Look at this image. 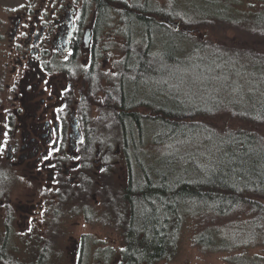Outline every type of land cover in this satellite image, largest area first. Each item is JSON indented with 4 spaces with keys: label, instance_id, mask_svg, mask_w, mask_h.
Wrapping results in <instances>:
<instances>
[{
    "label": "trees",
    "instance_id": "obj_1",
    "mask_svg": "<svg viewBox=\"0 0 264 264\" xmlns=\"http://www.w3.org/2000/svg\"><path fill=\"white\" fill-rule=\"evenodd\" d=\"M197 4L202 9H191L198 17L194 21L211 16L208 21L215 24L235 25L257 34L251 36L253 44L250 39L239 50L222 52L211 49L210 42L205 45L153 18L124 21L125 56L105 102L116 120L114 133L121 135L129 171L121 192L122 206L114 214L124 238L119 264L171 261L189 220L214 221L242 207L251 210L248 226L235 230L242 232L234 233L233 226L234 232L231 229L229 235H222L215 232L216 226H207L206 237L200 236L196 244L221 252L264 246V206L258 202L264 200V141L257 131L260 127L264 131V105L224 106L222 110L191 106L170 93L173 75L155 62L166 67L204 63L208 67L197 70L211 69L210 75L218 80L223 71L233 78L238 70L240 77L251 78L254 94L264 88L258 82L260 71L264 74V4L257 7L242 0H198ZM90 76L87 72L86 77ZM162 79L166 83L159 82ZM155 89L157 95L152 96ZM88 94L95 95L93 83ZM213 111L229 113L238 128L217 130ZM4 250L0 245V263ZM247 262L258 264L252 259Z\"/></svg>",
    "mask_w": 264,
    "mask_h": 264
},
{
    "label": "flooded vegetation",
    "instance_id": "obj_2",
    "mask_svg": "<svg viewBox=\"0 0 264 264\" xmlns=\"http://www.w3.org/2000/svg\"><path fill=\"white\" fill-rule=\"evenodd\" d=\"M247 2L263 4V0ZM152 4L153 0H26L7 16L10 26L0 32L4 61L0 85H5L0 89L1 177L7 188L17 182L23 186L27 201L13 206L8 200L3 205L9 222L5 245L12 236V222L34 234L32 221L39 220L40 228L48 232L46 246H54V222L73 215L85 224L102 220L95 208L105 207L108 199L103 194L99 201L93 190L105 189L108 166L105 157L89 159V128L78 99L90 90L91 81L101 82L105 32L118 23L126 36L125 20L155 19ZM158 18L179 30L178 23ZM89 240L88 235L73 239L77 259L83 260Z\"/></svg>",
    "mask_w": 264,
    "mask_h": 264
},
{
    "label": "rangeland",
    "instance_id": "obj_3",
    "mask_svg": "<svg viewBox=\"0 0 264 264\" xmlns=\"http://www.w3.org/2000/svg\"><path fill=\"white\" fill-rule=\"evenodd\" d=\"M242 1L243 4L252 5L247 0ZM25 2L26 0H0V32L8 30L10 23L7 21V16L12 13L11 11ZM197 3L198 0H153L151 7L160 11L157 13L158 15L161 14L164 18L178 23L179 30H176V32L196 39L205 45L210 42L212 46H215H210L211 49L233 52L239 50L241 43L244 41L250 42L251 39L250 43L253 44L251 36L257 33H252V31L245 28L235 27V25L215 24L213 23L215 21H208L211 16L194 21L198 17L191 9H202L201 6H197ZM253 6L259 7L258 5ZM153 17L159 19V16L153 15ZM188 22L190 23L189 26L186 24ZM196 22L208 24L199 27L200 25H196ZM117 24L109 27L110 30H107L104 38L101 39L100 76L102 79L99 83L95 82V80L92 81L95 95L89 96L85 92L78 99L80 111L85 120H87L89 128V159L106 157V164H108L105 189L95 188L93 190L99 196V201L103 194L108 199L105 207L98 206L97 209L94 207L98 216L103 214L102 220L95 221L94 219V222L85 224L80 216L73 215L72 218H66L58 223L54 222V225L57 226V240L56 242L54 241V246L51 243L46 246V243L49 242V239H47L48 232L44 228H40L39 220L32 221L36 223V228L34 229L35 233L37 232L36 234H30V229H25L23 225L20 226L12 222L10 225L12 236L6 245L2 246L5 249V255L2 257L3 263L0 264H119L120 262V251L123 248L124 238L122 228L114 214L122 206L121 192L129 179V171L122 150L121 135L114 133L117 130L116 120L112 118L111 111L108 112L105 108L107 107L105 105L107 93L112 91L113 83L118 76L120 63L125 56V33L119 31ZM170 28L174 30L173 27ZM104 56L105 61L102 59ZM1 57L0 53V62H4ZM155 62L159 68L169 69L168 71L173 75L172 78H174L175 82L173 87H168L170 93L179 95L178 99L190 102L191 106H199V108L209 110H215V108L216 110H222L224 106L235 107L240 105L242 107H252L258 102L264 105V88H257L255 93L252 94L251 78L247 75L243 78L240 77L238 70H234L235 75L233 78L230 76L229 71H223L222 78L218 80L217 77L210 75L213 72L211 69L208 71L197 70L198 66L208 67L204 63L197 66L193 64L194 62H191L193 65L187 67H166L159 60ZM2 71L1 69L0 78ZM258 76H261L258 82L260 84L264 83L263 72L260 71ZM210 77L216 81H212ZM164 81L166 79H162L159 82L166 83ZM4 86V84L0 85V89ZM164 87L166 85H163L162 89ZM156 92V89L152 90L151 95H157ZM173 96L171 95V98ZM167 102H170V100H167ZM171 105L172 103L170 102L167 106L170 107ZM212 113L215 115L214 126L217 130L226 131L238 128L239 123L233 120L229 113L218 111H213ZM257 131L261 135L262 141H264L263 128L260 127ZM181 141L182 143L186 142L184 138ZM95 144L96 146H94ZM193 144L195 145V143ZM192 148L194 149V146ZM1 172L2 165L0 164V239L2 240L0 245H3L6 242L4 237L6 238L7 235L5 224L8 222L6 221L7 209L3 205L10 200L15 206L17 201L26 202L27 197L23 186L18 182L11 188H7V184L4 186ZM111 202L113 204H110ZM258 202L264 206V200H258ZM91 203L93 206L94 203L92 201ZM112 209H114V213L111 212ZM18 212V208L13 207L15 216H18ZM250 212L249 208L242 207L214 221L211 219H207L205 222L203 220L202 222L189 220L182 229L177 256L171 261H162L159 264H247V261L251 259L258 262V264H264V246H256V248L249 250L221 252L217 251V248H212V246L203 247V245L199 246L196 244V240L200 236L206 237L207 226H216L215 232L222 235H229L231 229L233 231V226H235L234 231L238 228L241 229V227L244 230L248 226ZM21 216H23L20 219L22 224L25 223V215L21 213ZM240 232L242 231L239 230L234 233L239 234ZM82 235H88L90 240L88 242V252L83 257V260H80L74 256V249L72 250L71 244L73 239L79 240ZM203 242L208 241L204 239ZM45 247H48V251L42 256L45 252L43 251ZM256 257L257 259H255Z\"/></svg>",
    "mask_w": 264,
    "mask_h": 264
},
{
    "label": "bare ground",
    "instance_id": "obj_4",
    "mask_svg": "<svg viewBox=\"0 0 264 264\" xmlns=\"http://www.w3.org/2000/svg\"><path fill=\"white\" fill-rule=\"evenodd\" d=\"M158 12H160V11H157V9H155V10L153 9V13H154L153 15H155V16H159V17H162L163 15H162V16H160L161 14L158 15V14H157ZM1 242H2V240L0 239V244H1ZM4 244H5V243H3L2 246H4Z\"/></svg>",
    "mask_w": 264,
    "mask_h": 264
},
{
    "label": "snow or ice",
    "instance_id": "obj_5",
    "mask_svg": "<svg viewBox=\"0 0 264 264\" xmlns=\"http://www.w3.org/2000/svg\"><path fill=\"white\" fill-rule=\"evenodd\" d=\"M46 159H47V157H46Z\"/></svg>",
    "mask_w": 264,
    "mask_h": 264
}]
</instances>
